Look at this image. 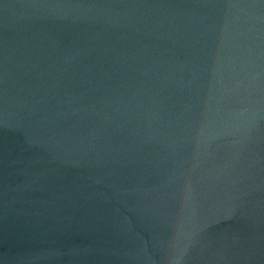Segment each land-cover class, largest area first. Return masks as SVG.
<instances>
[{"label": "water", "instance_id": "95a60500", "mask_svg": "<svg viewBox=\"0 0 264 264\" xmlns=\"http://www.w3.org/2000/svg\"><path fill=\"white\" fill-rule=\"evenodd\" d=\"M0 264H264V0H0Z\"/></svg>", "mask_w": 264, "mask_h": 264}]
</instances>
